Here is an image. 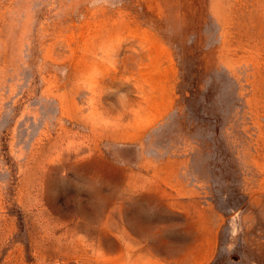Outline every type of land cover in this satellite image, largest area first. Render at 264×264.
I'll use <instances>...</instances> for the list:
<instances>
[{"label": "rangeland", "instance_id": "1", "mask_svg": "<svg viewBox=\"0 0 264 264\" xmlns=\"http://www.w3.org/2000/svg\"><path fill=\"white\" fill-rule=\"evenodd\" d=\"M264 0H0V264H264Z\"/></svg>", "mask_w": 264, "mask_h": 264}, {"label": "crops", "instance_id": "2", "mask_svg": "<svg viewBox=\"0 0 264 264\" xmlns=\"http://www.w3.org/2000/svg\"><path fill=\"white\" fill-rule=\"evenodd\" d=\"M264 254V253H263Z\"/></svg>", "mask_w": 264, "mask_h": 264}]
</instances>
